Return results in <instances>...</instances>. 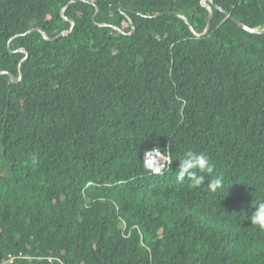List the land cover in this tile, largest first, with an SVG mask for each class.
<instances>
[{
	"label": "trees",
	"instance_id": "16d2710c",
	"mask_svg": "<svg viewBox=\"0 0 264 264\" xmlns=\"http://www.w3.org/2000/svg\"><path fill=\"white\" fill-rule=\"evenodd\" d=\"M237 22L264 0H0V264H264V32Z\"/></svg>",
	"mask_w": 264,
	"mask_h": 264
},
{
	"label": "clouds",
	"instance_id": "9594fccd",
	"mask_svg": "<svg viewBox=\"0 0 264 264\" xmlns=\"http://www.w3.org/2000/svg\"><path fill=\"white\" fill-rule=\"evenodd\" d=\"M214 168L206 154L187 150L178 161L177 179L183 181L187 178L191 188H200L205 183V174H212ZM207 187L212 192H223V177L217 175L210 179ZM248 219L252 226L264 231V203L259 204Z\"/></svg>",
	"mask_w": 264,
	"mask_h": 264
},
{
	"label": "built area",
	"instance_id": "2783aa9c",
	"mask_svg": "<svg viewBox=\"0 0 264 264\" xmlns=\"http://www.w3.org/2000/svg\"><path fill=\"white\" fill-rule=\"evenodd\" d=\"M145 166L153 174L163 173L165 167L169 164L170 160L167 156L163 155L159 150H153L145 154ZM15 256L9 255V263H13Z\"/></svg>",
	"mask_w": 264,
	"mask_h": 264
},
{
	"label": "water",
	"instance_id": "95a60500",
	"mask_svg": "<svg viewBox=\"0 0 264 264\" xmlns=\"http://www.w3.org/2000/svg\"><path fill=\"white\" fill-rule=\"evenodd\" d=\"M209 12H211L210 9H209ZM96 14H97V11L95 12V14H94L93 17H92L93 20H94ZM177 15H179V14H177ZM179 16H180V15H179ZM210 20H211V17H210L209 20H208V24H207V27H206L205 31H204L203 33L199 34V35H204V34L207 33V31H208V29H209ZM237 24H238L240 27H242L243 29L248 30V31L253 32V33L264 32V28H263L262 30H259V29H248V28H246L244 25H242V24H240V23H238V22H237ZM131 25H132V30H133V24H131ZM72 26H73V22H71V27H70V29L72 28ZM189 27L191 28L190 24H189ZM65 34H66V32H65V33H61V34H59L58 36H56V37H54V38H49V37H47V36H45V38H47L48 40H55V39H57L58 37L63 36V35H65ZM11 81H14V80L11 78Z\"/></svg>",
	"mask_w": 264,
	"mask_h": 264
}]
</instances>
